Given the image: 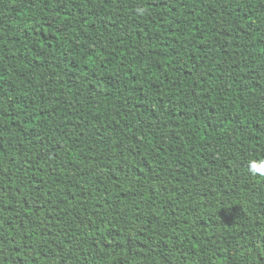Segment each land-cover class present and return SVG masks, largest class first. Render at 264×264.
<instances>
[{
  "label": "trees",
  "instance_id": "16d2710c",
  "mask_svg": "<svg viewBox=\"0 0 264 264\" xmlns=\"http://www.w3.org/2000/svg\"><path fill=\"white\" fill-rule=\"evenodd\" d=\"M264 0H0V264H264Z\"/></svg>",
  "mask_w": 264,
  "mask_h": 264
},
{
  "label": "clouds",
  "instance_id": "9594fccd",
  "mask_svg": "<svg viewBox=\"0 0 264 264\" xmlns=\"http://www.w3.org/2000/svg\"><path fill=\"white\" fill-rule=\"evenodd\" d=\"M249 170L253 175L264 176V159L249 160Z\"/></svg>",
  "mask_w": 264,
  "mask_h": 264
}]
</instances>
